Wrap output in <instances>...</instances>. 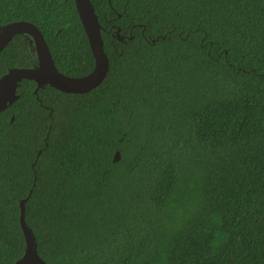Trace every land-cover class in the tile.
<instances>
[{
	"label": "trees",
	"instance_id": "16d2710c",
	"mask_svg": "<svg viewBox=\"0 0 264 264\" xmlns=\"http://www.w3.org/2000/svg\"><path fill=\"white\" fill-rule=\"evenodd\" d=\"M91 2L104 82L24 79L0 112V264L24 255L23 199L48 264H264V0ZM20 20L60 72L94 69L75 0H0ZM36 64L17 35L0 78Z\"/></svg>",
	"mask_w": 264,
	"mask_h": 264
},
{
	"label": "water",
	"instance_id": "95a60500",
	"mask_svg": "<svg viewBox=\"0 0 264 264\" xmlns=\"http://www.w3.org/2000/svg\"><path fill=\"white\" fill-rule=\"evenodd\" d=\"M75 4L95 59L94 69L82 77L65 75L56 67L46 39L34 23L20 20L2 26L0 27V53L15 36L25 35L33 44L37 64L32 68H11L0 78V112L19 99L17 90L24 79L37 83L36 92L45 85H50L68 94H85L104 82L109 72L110 61L101 35L102 26L91 0H75ZM117 37L123 40L119 29H117ZM120 159L121 154L117 151L114 155V162ZM26 201L27 199H23L20 202V224L25 237L26 249L24 255L14 264H48L39 255L36 236L26 222Z\"/></svg>",
	"mask_w": 264,
	"mask_h": 264
},
{
	"label": "rangeland",
	"instance_id": "374dc122",
	"mask_svg": "<svg viewBox=\"0 0 264 264\" xmlns=\"http://www.w3.org/2000/svg\"><path fill=\"white\" fill-rule=\"evenodd\" d=\"M29 44H30V46H31V50H32V52L34 53L33 44L31 43L30 39H29Z\"/></svg>",
	"mask_w": 264,
	"mask_h": 264
}]
</instances>
